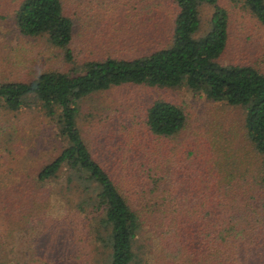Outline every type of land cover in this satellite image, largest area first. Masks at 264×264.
I'll return each mask as SVG.
<instances>
[{"label":"trees","instance_id":"obj_1","mask_svg":"<svg viewBox=\"0 0 264 264\" xmlns=\"http://www.w3.org/2000/svg\"><path fill=\"white\" fill-rule=\"evenodd\" d=\"M146 1L137 0L148 7ZM164 1L172 8L167 36L153 32L142 40L130 27L134 21L113 26L122 7L128 12L135 6L131 0L18 1L12 15L18 33L44 37L59 49L66 68L0 81V109H42L59 143L55 156L26 174V190H10L0 200V214L12 219L27 203L31 213L24 221L33 225L49 195L70 193L87 222L83 236L90 234V244L98 246L92 264H146L148 243H155V264H264V72L224 61L229 14L219 0ZM239 1L264 26V0ZM201 5L211 7L202 33ZM102 8H117L116 18L103 22L94 11ZM121 43L161 44L126 57L116 55ZM122 85L183 86L242 108L241 147L226 151L219 141L205 143L192 130L185 134L184 112L163 99L149 103L134 125L127 124L129 131L125 124L119 130L97 125L101 139L90 145L77 121L80 102ZM52 184L53 194L45 187ZM184 229L185 236L177 235ZM7 245L2 229L0 264H24L26 255L5 251ZM75 257L85 264L86 253ZM53 258L34 254L29 261L49 264Z\"/></svg>","mask_w":264,"mask_h":264},{"label":"rangeland","instance_id":"obj_2","mask_svg":"<svg viewBox=\"0 0 264 264\" xmlns=\"http://www.w3.org/2000/svg\"><path fill=\"white\" fill-rule=\"evenodd\" d=\"M18 1L0 0V81L29 79L39 72L64 70L66 65L59 49L50 46L44 37L22 36L13 26L12 15ZM85 1L82 0V4ZM131 1L135 2V6L129 5L128 12L124 7L121 9L119 19L123 21L115 17L117 8L94 11L100 12L103 22L116 18L117 24L113 25L115 28L121 23L131 24L134 21V25L128 26L133 27L140 40L153 32L161 38L167 36L172 8L164 0H153V3L152 0H147L148 7L137 0ZM219 2L226 7L229 14V47L224 61L249 63L264 72V26L239 0ZM92 13L93 15L89 16L98 18ZM210 14V6L199 7L200 33L206 30ZM121 31L130 38L129 41L135 40V36L130 34L128 29L123 27ZM75 43H78L77 40ZM106 43L111 42L107 39ZM159 44L161 43H121L120 51H117L116 55L135 56ZM156 99L170 101L184 112L187 122L185 134L192 130V133H197L205 143L208 139L219 141L218 144L221 148H226V151H237L241 147L243 109L207 100L202 94L191 92L183 86L157 88L122 85L91 93L79 104L80 115L77 121L83 137L93 146L94 138L101 139L96 136L99 129L97 125H111L119 130L120 125L125 124L126 130L129 131L131 128H128L127 124L139 119L144 108ZM141 130L140 127L139 131ZM226 133L229 134L223 137ZM57 141L54 126L42 109L31 107L15 112L0 109V200L9 196L10 190H26V174L56 155L59 147ZM172 152L175 154L176 150L173 149ZM45 187H48L51 194L56 190L54 184ZM74 198L70 193L63 197L49 195L40 205L36 214L37 222L33 225L24 221L25 216L31 213V207L27 206V203L19 208V216L11 214L12 219L1 213L0 230L3 229L8 235V245L3 249L10 250L19 257L26 255L22 257L24 264H33L29 259L32 255L34 257V254L39 258L52 259L56 256L49 264H76L78 259L75 256L78 253L83 257L86 253L85 264H92V259L98 256V246L97 243L90 244V234L83 236L87 222L81 219V215L77 214L73 207ZM177 235L185 236V229L177 232ZM148 245L144 249L146 264H155V243ZM175 263L181 264L182 259Z\"/></svg>","mask_w":264,"mask_h":264}]
</instances>
